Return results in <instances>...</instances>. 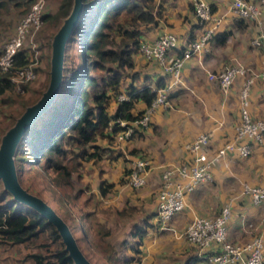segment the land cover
<instances>
[{
    "label": "crops",
    "instance_id": "0c3cea01",
    "mask_svg": "<svg viewBox=\"0 0 264 264\" xmlns=\"http://www.w3.org/2000/svg\"><path fill=\"white\" fill-rule=\"evenodd\" d=\"M156 1L157 7L158 4L161 7L159 15L156 16L157 23L148 26L141 36L142 39L151 40L165 30L177 36L178 46L166 53L165 63L179 56L178 50L184 49L189 40L192 41L204 29L213 30L212 37L191 57L183 60L178 81L169 98V105L157 107L151 115L149 125L131 139H120L118 136L115 138L114 142L118 143L124 152L130 153L126 155L130 161L140 157L139 155L149 160L150 170L145 177L146 184L148 188L157 187V191L164 167L188 161L192 155L187 152L185 144L199 133L204 132L209 136V144L198 150L202 160L213 157L217 148L225 141L233 139L235 127L240 120L239 91L245 76L236 77L224 90L216 79H209L208 73H217L230 64L241 65L248 71L260 72L264 69V44L260 46L251 44V39L260 30H264V0L261 3L260 0H247L260 3V21L239 18L232 9L233 0H205L211 5L212 10V17L205 25L197 23L191 0ZM154 11L156 12V8ZM223 32H228V35L221 42L219 37L221 38L220 34ZM133 60V71L138 73V79L135 81L139 84H149L155 89V83L160 78L165 84L172 81L170 75L165 72L164 65L159 61H146L139 52L133 54ZM144 107L142 101H137L133 111ZM248 108L251 116L264 117V79L261 77H258L251 86ZM253 148L247 157L227 154L214 160L211 167L212 179L199 184L186 195L185 206L180 213L170 218V227L167 229L156 221V200L155 207L148 198L143 204L142 202L139 204L136 202V192H131L132 188L129 185L118 187L114 192V199L118 201L121 199V207L113 208L123 209L127 204L130 206L129 209L138 213V217H131L134 212L122 215L125 223L130 222L127 224L130 228L126 232L131 241L126 243L125 237L120 239L124 244L117 251L114 262L208 264L209 251L200 253L194 245L186 242L184 237L183 244L179 242V238L194 217L214 216L226 205L230 207L227 222L228 239L235 243H245L259 237L264 250V209L254 204L250 196L243 191L244 185L264 184V144H255ZM112 163L110 162L111 167ZM118 163L123 169L122 162ZM115 166L119 168L116 164ZM137 228L144 231L140 239L135 232ZM168 229L171 238L177 239V249L162 248L164 239L166 241L168 239L164 238ZM162 234L163 239L158 241L157 236ZM179 243L182 247H179ZM143 249L147 251L145 255L140 256L141 258L136 257L135 253Z\"/></svg>",
    "mask_w": 264,
    "mask_h": 264
},
{
    "label": "trees",
    "instance_id": "16d2710c",
    "mask_svg": "<svg viewBox=\"0 0 264 264\" xmlns=\"http://www.w3.org/2000/svg\"><path fill=\"white\" fill-rule=\"evenodd\" d=\"M62 1V15H66L71 0ZM83 1L86 13L70 39L67 51L71 42L76 41L80 47V57L84 59L83 54H91L92 57L88 63L84 60L77 65L65 63L64 81L56 100L25 137L26 144L31 147L34 155L44 158L55 168L60 166L56 156L62 157L70 151L86 160L102 159L104 154L111 153L109 148L122 128L118 121H132L141 117L145 108L156 97L155 89L167 84L162 78L156 81L155 89L149 84L134 83L138 79V73L133 71V54L139 52L140 43L145 41L141 36L143 31L157 23L156 16L161 7L159 4L157 7L156 0ZM192 11L194 13L193 5ZM227 35L228 32L220 34L219 41H224ZM179 50L180 56L183 49ZM28 61L25 50L19 51L15 56L17 65ZM107 64H112V67L100 81L86 70H105L108 68ZM124 72L130 76L129 82L123 83ZM11 76L9 72L0 71V95L13 90ZM173 91L169 93L168 99ZM120 95L125 97L119 98ZM137 101H142L145 107L134 112ZM99 139L104 140L107 146H100ZM74 148L80 150L73 152ZM128 171L125 170L124 174L128 175ZM105 182L101 181L100 184L102 195L113 186L112 183ZM0 192V244L32 247L25 254V259L32 264H73L64 250L61 237L46 218L12 201L6 192ZM5 196L9 201L3 203ZM108 232V229L104 230L101 236H107ZM135 232L139 239L144 235L140 228ZM104 253L109 256L107 259L105 257L109 263L110 260H115V251L111 254L108 251Z\"/></svg>",
    "mask_w": 264,
    "mask_h": 264
},
{
    "label": "built area",
    "instance_id": "2783aa9c",
    "mask_svg": "<svg viewBox=\"0 0 264 264\" xmlns=\"http://www.w3.org/2000/svg\"><path fill=\"white\" fill-rule=\"evenodd\" d=\"M260 3L262 0L259 1ZM194 15L201 25H205L212 17L211 5L205 0H191ZM260 3L247 0H233L232 9L239 18L260 21ZM43 16V0H37L17 23L14 34L4 43L0 51V71L12 74L11 81L17 87L35 76L37 59L28 61L23 65L15 62L16 54L25 47V40L39 29ZM216 24L218 21H215ZM213 35L212 29H204L196 38L188 42L182 55L176 56L172 61L165 63L166 53L178 46L177 36L170 31H162L151 40L140 43L139 52L146 61L157 60L164 65L165 72L172 81L164 87L156 88V97L145 108L141 117L132 121L119 120L121 131L117 135L120 139L128 140L150 123V118L159 106L169 105V93L178 81V73L184 59L191 57L204 42ZM253 46L264 44V30H260L252 39ZM33 47L36 43H33ZM238 76H245L239 91L240 120L235 127L233 139L227 140L217 148L213 157L201 159L198 150L209 144L207 133H199L193 140L185 144L186 150L193 153L190 159L178 164L168 165L161 172V184L156 192V221L162 227L170 218L185 206V197L199 184L212 179L211 167L217 158L227 154L238 157H247L253 151V145L264 144V117L255 118L249 113L250 90L254 81L261 77L264 79V69L260 72L248 71L245 67L230 64L217 73L209 72V79H216L220 87L226 90ZM19 89V88H18ZM120 95L119 98H124ZM112 126V123L110 124ZM149 169V160L136 157L132 160L128 183L134 187L145 182ZM243 191L247 193L254 204L264 209V184L251 186L244 185ZM230 217V207H222L214 216L194 217L185 227L183 236L200 253L209 251L208 264H264V250L259 237L252 238L245 243H235L227 237V222Z\"/></svg>",
    "mask_w": 264,
    "mask_h": 264
},
{
    "label": "rangeland",
    "instance_id": "374dc122",
    "mask_svg": "<svg viewBox=\"0 0 264 264\" xmlns=\"http://www.w3.org/2000/svg\"><path fill=\"white\" fill-rule=\"evenodd\" d=\"M36 1L0 0V51L4 43L14 34L15 27L21 17ZM62 4V0H43L41 26L32 36L25 40L23 46L25 47L23 50L28 54L29 61L37 59L35 76L31 80L24 82L20 87L14 85L12 91L0 95V136L25 106L34 102L41 95L47 85L49 78L50 41L53 33L65 17V15H62ZM33 43H36L35 47L32 46ZM66 53L65 63L67 62L70 65H77L81 60L88 63L92 57L91 54H83L84 59H82L80 57V47L76 41L71 42ZM107 67L105 70L95 68H87L86 70L100 81L101 77L108 73V69L112 67V64H107ZM123 78V83L129 82L130 80V76H127L125 72L123 73ZM135 82L139 84V82ZM25 137L21 141L15 154L16 165L23 185L30 192L42 197L65 217L73 228L81 248L93 263L108 264L109 261L105 260V257L107 259L109 256L104 252L108 251L111 254L112 251H115L117 253L124 244L120 240L121 238L125 237L127 239H125L126 243H130L129 234L126 232L130 228L127 227V224L130 222L125 223L126 221L121 217L127 212H134V210L129 209L130 206L127 204L123 206L125 207L123 209L113 208L116 206L121 207V199L119 201L114 199V192L121 185L127 184L132 188V190L130 189L131 192H136L137 203L140 204L142 202L141 204H143L148 198L150 200L149 202L153 203L155 207L157 187L153 189L148 188L146 179L138 187H134L128 183V175L131 170L132 161L129 160V156L126 157L130 153L124 152L118 143L113 142L110 146L113 148H109L111 153L108 151L109 153L104 154V157L98 160H86L81 156L74 155L71 151L62 157L56 156L58 158L57 160L60 161V166L55 168L50 166V163L45 161L44 158L34 155L31 147L26 144L27 138ZM98 144L100 146H107L106 142L102 139L98 140ZM87 149L89 148L87 147ZM79 150L78 148H74L73 152ZM188 153L193 155L190 151ZM139 156L141 157L142 155ZM117 161L122 162L123 169ZM110 162H113L112 167ZM125 170H129L128 175L124 174ZM101 181L113 184L112 189L105 195L100 193ZM0 190H2L1 183ZM6 200H8L7 196H5L2 202L4 203ZM110 210L111 213L108 214ZM180 212L181 210L176 212L175 215ZM131 217H138V213L135 211ZM99 220L102 222H99ZM170 221L165 224L164 228L167 229L170 227ZM106 229L109 230L108 235L102 237L101 233ZM183 232L184 229L181 233V238H179V242L182 244L184 242L182 239L184 237ZM165 233L164 238L168 239L167 241L164 239L162 248L177 249V239L171 238L169 229ZM161 239H163V234L157 236L158 241ZM185 241L190 243L187 239ZM180 243L179 247H182ZM31 248L25 245H9L7 243L1 245L0 264H32L30 260L25 259V254L31 251ZM146 252L143 249L137 252L139 256H137V253H135V256L142 257ZM110 261L109 264H117L112 260ZM178 264H181V262Z\"/></svg>",
    "mask_w": 264,
    "mask_h": 264
},
{
    "label": "water",
    "instance_id": "95a60500",
    "mask_svg": "<svg viewBox=\"0 0 264 264\" xmlns=\"http://www.w3.org/2000/svg\"><path fill=\"white\" fill-rule=\"evenodd\" d=\"M86 13L83 0H72L69 11L55 30L50 41L49 78L41 95L25 106L14 121L0 136V183L2 190L12 201L24 205L46 218L51 223L64 245V250L73 264H95L85 254L79 240L65 217L42 197L30 192L20 182L19 170L15 161L17 149L29 131L53 105L59 94L65 70L67 46Z\"/></svg>",
    "mask_w": 264,
    "mask_h": 264
},
{
    "label": "bare ground",
    "instance_id": "6f19581e",
    "mask_svg": "<svg viewBox=\"0 0 264 264\" xmlns=\"http://www.w3.org/2000/svg\"><path fill=\"white\" fill-rule=\"evenodd\" d=\"M20 182H21V184L23 185V183H22V181H21V177H20ZM24 186V185H23ZM25 187V186H24Z\"/></svg>",
    "mask_w": 264,
    "mask_h": 264
}]
</instances>
